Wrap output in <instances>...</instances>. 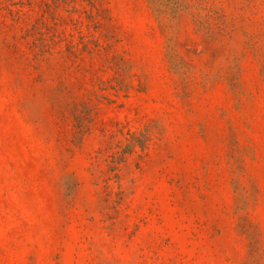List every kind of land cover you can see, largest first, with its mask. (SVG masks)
I'll use <instances>...</instances> for the list:
<instances>
[{"label": "rangeland", "instance_id": "1", "mask_svg": "<svg viewBox=\"0 0 264 264\" xmlns=\"http://www.w3.org/2000/svg\"><path fill=\"white\" fill-rule=\"evenodd\" d=\"M0 264H264V0H0Z\"/></svg>", "mask_w": 264, "mask_h": 264}]
</instances>
